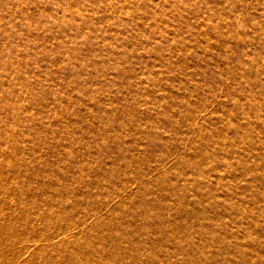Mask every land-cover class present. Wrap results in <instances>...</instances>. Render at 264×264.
I'll return each mask as SVG.
<instances>
[{
    "label": "rangeland",
    "instance_id": "rangeland-1",
    "mask_svg": "<svg viewBox=\"0 0 264 264\" xmlns=\"http://www.w3.org/2000/svg\"><path fill=\"white\" fill-rule=\"evenodd\" d=\"M32 241L264 264V0H0V264Z\"/></svg>",
    "mask_w": 264,
    "mask_h": 264
},
{
    "label": "bare ground",
    "instance_id": "bare-ground-1",
    "mask_svg": "<svg viewBox=\"0 0 264 264\" xmlns=\"http://www.w3.org/2000/svg\"><path fill=\"white\" fill-rule=\"evenodd\" d=\"M53 55V54H52ZM198 122V121H197ZM255 225V224H254ZM63 231H56L55 234L52 235L51 238H55V237H65V236H60L62 235ZM66 234V233H65ZM64 235V234H63ZM48 236V235H47ZM50 238V237H49ZM41 239V238H40ZM39 239V240H40ZM52 240V239H51ZM37 242L32 241L31 243L25 245V247H17L14 251H13V255H14V259L12 261L13 264L18 263L19 258L23 255L27 256V255H31L34 251H38L40 250V247L37 245ZM24 258V257H23Z\"/></svg>",
    "mask_w": 264,
    "mask_h": 264
}]
</instances>
